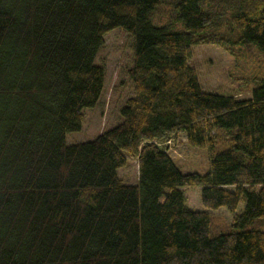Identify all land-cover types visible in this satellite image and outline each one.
<instances>
[{"label":"trees","instance_id":"1","mask_svg":"<svg viewBox=\"0 0 264 264\" xmlns=\"http://www.w3.org/2000/svg\"><path fill=\"white\" fill-rule=\"evenodd\" d=\"M116 28L133 38L134 95L117 125L68 144L102 96ZM200 44L264 50V0H0V264H264V230L248 228L264 218V77L246 99L205 91ZM183 133L206 173L169 152ZM128 156L136 183L119 175ZM220 207L234 219L213 236Z\"/></svg>","mask_w":264,"mask_h":264},{"label":"rangeland","instance_id":"2","mask_svg":"<svg viewBox=\"0 0 264 264\" xmlns=\"http://www.w3.org/2000/svg\"><path fill=\"white\" fill-rule=\"evenodd\" d=\"M166 9L157 12L152 21L156 24L167 18ZM177 29L182 26L177 25ZM134 62L133 38L128 32L116 28L105 35V43L99 52L97 63L106 69V83L98 104L83 110L84 122L81 130L68 132V144L93 140L97 135L117 125L121 120V108L128 98L134 95V85L129 69ZM200 76L205 91L223 94H236L241 99L251 97L257 77H264V50L257 45L246 46L238 56L229 53L221 46L200 44L193 46L190 59ZM168 150L177 161L182 172L206 173L209 159L206 148L190 145L186 134H180L176 140L166 142ZM119 175L127 183H136L139 176L138 159L128 156L125 166L119 169ZM187 205L191 209L203 210L200 186H183ZM241 201L238 212L244 209ZM211 235L227 232L231 229L234 214L228 208L210 209ZM248 228L264 230V218L255 219Z\"/></svg>","mask_w":264,"mask_h":264}]
</instances>
